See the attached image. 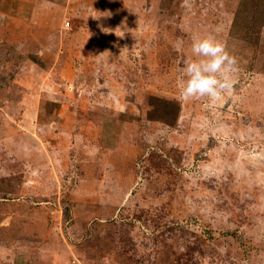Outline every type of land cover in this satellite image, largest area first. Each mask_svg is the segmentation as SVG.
Returning <instances> with one entry per match:
<instances>
[{"label":"rangeland","instance_id":"374dc122","mask_svg":"<svg viewBox=\"0 0 264 264\" xmlns=\"http://www.w3.org/2000/svg\"><path fill=\"white\" fill-rule=\"evenodd\" d=\"M238 1L0 0V264H264V31L254 63ZM208 35L251 76L238 113L181 95Z\"/></svg>","mask_w":264,"mask_h":264},{"label":"clouds","instance_id":"9594fccd","mask_svg":"<svg viewBox=\"0 0 264 264\" xmlns=\"http://www.w3.org/2000/svg\"><path fill=\"white\" fill-rule=\"evenodd\" d=\"M191 53L192 58L184 61L182 69L185 79L181 95L185 99L207 97L214 104L232 90L237 59L211 35L194 37Z\"/></svg>","mask_w":264,"mask_h":264},{"label":"trees","instance_id":"16d2710c","mask_svg":"<svg viewBox=\"0 0 264 264\" xmlns=\"http://www.w3.org/2000/svg\"><path fill=\"white\" fill-rule=\"evenodd\" d=\"M264 31V0H239L231 38L247 42L255 49L254 63L257 61V50L260 48Z\"/></svg>","mask_w":264,"mask_h":264},{"label":"water","instance_id":"95a60500","mask_svg":"<svg viewBox=\"0 0 264 264\" xmlns=\"http://www.w3.org/2000/svg\"><path fill=\"white\" fill-rule=\"evenodd\" d=\"M251 79V76L247 77L244 81L237 84L233 89L232 92L223 97L221 100L214 103V107L229 111L232 113H238V103L243 94L244 89L247 87Z\"/></svg>","mask_w":264,"mask_h":264}]
</instances>
